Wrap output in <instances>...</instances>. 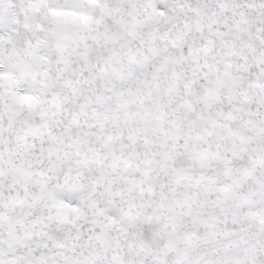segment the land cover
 I'll use <instances>...</instances> for the list:
<instances>
[{
	"label": "snow or ice",
	"instance_id": "obj_1",
	"mask_svg": "<svg viewBox=\"0 0 264 264\" xmlns=\"http://www.w3.org/2000/svg\"><path fill=\"white\" fill-rule=\"evenodd\" d=\"M0 264H264V0H0Z\"/></svg>",
	"mask_w": 264,
	"mask_h": 264
}]
</instances>
